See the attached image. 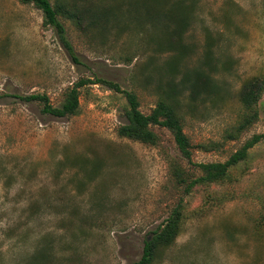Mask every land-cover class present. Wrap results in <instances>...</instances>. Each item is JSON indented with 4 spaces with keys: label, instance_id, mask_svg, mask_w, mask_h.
<instances>
[{
    "label": "rangeland",
    "instance_id": "obj_1",
    "mask_svg": "<svg viewBox=\"0 0 264 264\" xmlns=\"http://www.w3.org/2000/svg\"><path fill=\"white\" fill-rule=\"evenodd\" d=\"M62 1L114 7L104 27L58 17L74 60L42 27L38 9L0 0V264H131L176 206L180 230L152 264H264V142L229 168L227 180L184 193L174 170L185 180L200 172L165 129L150 128L155 145L116 134L120 93L85 84L77 114L63 118L18 99L44 95L57 107L74 83L98 78L133 92L148 114L169 81L191 163L223 162L264 134L259 108L235 139L225 137L244 112L241 84L264 77V0H180L188 19L181 58L157 50L164 20L145 18L141 8L128 13L134 0ZM176 1L156 3L166 9ZM194 71L208 75L214 91L190 98L182 79Z\"/></svg>",
    "mask_w": 264,
    "mask_h": 264
},
{
    "label": "trees",
    "instance_id": "obj_2",
    "mask_svg": "<svg viewBox=\"0 0 264 264\" xmlns=\"http://www.w3.org/2000/svg\"><path fill=\"white\" fill-rule=\"evenodd\" d=\"M19 1L22 4H31L41 12L42 27H49L54 31L59 42L72 60H74L73 52L65 39L64 29L58 21V17L73 21L78 26L81 25V21H85L86 28L104 27V23L107 22L106 16L114 8L95 7L90 3L78 7L75 1L69 3L62 0H53L52 5L48 0ZM156 1L150 0L148 3L147 0H134L127 3L125 9L128 13H131L141 8L145 18L151 20L162 18L165 23V26L162 28L164 42L163 45L157 44V50L160 51L161 48H164L170 52H175L181 58L185 55L181 44V37L188 27L187 11H185L187 6H182L181 1L178 0L170 7L161 9ZM185 12L186 17L184 16ZM169 25L172 26L170 29L168 28ZM208 54L209 51L206 50L204 56L208 57ZM174 69V66H171L170 70L172 72ZM192 76L193 78L190 80L184 77L182 79L183 82L181 81L182 84H187L190 98L197 96L201 92L209 93L211 90L214 91L215 85L208 75L200 71H194ZM85 84H102L108 90L122 95L124 99V106L122 108L124 121L116 129V134L119 137L147 145H155L157 136L151 131V127L165 129L170 134L181 158L200 172L198 176L185 180L180 177L182 174L179 170H174L173 175L177 182L184 184V193L189 192L190 188L194 186H208L227 180L229 168L243 161L246 158L247 151L255 144L264 142V134L252 135L223 162L191 163L192 147L182 131L181 120L176 112L175 90L169 81L166 82L168 89L166 98L158 99L148 114H142L139 111V103L133 92L121 90L116 83L98 78L93 79V81L85 79L74 83L71 88L64 92L62 102L57 107L51 106L44 95L19 96L18 99L38 102L41 105L40 112L42 114L51 115L56 118L74 116L77 114L78 108V88ZM237 100L244 112L234 130L226 133V139H235L241 131L249 127L256 120L259 108L264 111V77H252L244 81L238 90ZM200 148L204 147L200 145ZM180 222L181 211L176 206L163 221L162 225L153 231L148 239L144 240L139 259L131 264H152L162 249H166L172 245L180 230Z\"/></svg>",
    "mask_w": 264,
    "mask_h": 264
}]
</instances>
